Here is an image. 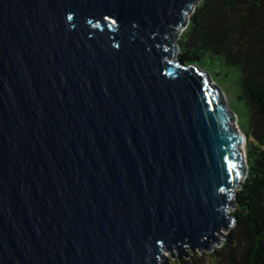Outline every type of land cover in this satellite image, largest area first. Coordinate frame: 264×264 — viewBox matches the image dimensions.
I'll return each mask as SVG.
<instances>
[{"label":"water","instance_id":"95a60500","mask_svg":"<svg viewBox=\"0 0 264 264\" xmlns=\"http://www.w3.org/2000/svg\"><path fill=\"white\" fill-rule=\"evenodd\" d=\"M200 1L0 0V264L221 246L247 137L211 75L173 59Z\"/></svg>","mask_w":264,"mask_h":264},{"label":"trees","instance_id":"16d2710c","mask_svg":"<svg viewBox=\"0 0 264 264\" xmlns=\"http://www.w3.org/2000/svg\"><path fill=\"white\" fill-rule=\"evenodd\" d=\"M177 45L187 67H208L213 82L233 85V110L247 137L234 225L219 248L182 264H264V0H201Z\"/></svg>","mask_w":264,"mask_h":264},{"label":"rangeland","instance_id":"374dc122","mask_svg":"<svg viewBox=\"0 0 264 264\" xmlns=\"http://www.w3.org/2000/svg\"><path fill=\"white\" fill-rule=\"evenodd\" d=\"M191 14H192V13H190L189 15H187V18H189ZM182 32H183V31H181V34H182ZM181 34H180V35H181ZM180 35H178V39H179ZM178 39H177V41H178ZM173 59H174V60H178V54H177V53L175 54V56H174ZM204 71L209 72V68H208V67H207V68L205 67ZM209 82H210L209 84H210L211 86L218 87V88L220 89L221 96H222V99H223V102H224L226 108H227L228 111H229L230 113H232V114L234 115V117H235V121H234L233 124H232V122H231V125H232V126L234 125V127H235L240 133H242V131H241V129H240L238 123H237V117H236V114H235V112H234V110H233V107H234V99H235V89H234L233 85H232L230 82H228V81H226V82L223 81V82H220V83H215V82L209 80ZM242 134H243V133H242ZM242 148L245 149V144L242 145ZM231 212H232V210H230V213H231ZM188 254H190L189 251H188ZM197 254H198V253H196L194 256H197ZM205 254H207V253H205ZM203 255H204V254H203ZM164 256L168 259L167 264H178V260H177V258H176V257H173V259H172L171 256H170V254H169V252L164 251ZM187 260H189L188 257H187L186 259H183L182 263L185 262V261H187ZM207 260H208V258H207ZM160 264H163V262L160 261Z\"/></svg>","mask_w":264,"mask_h":264},{"label":"snow or ice","instance_id":"6c2138e0","mask_svg":"<svg viewBox=\"0 0 264 264\" xmlns=\"http://www.w3.org/2000/svg\"><path fill=\"white\" fill-rule=\"evenodd\" d=\"M236 174L239 175V172H237Z\"/></svg>","mask_w":264,"mask_h":264}]
</instances>
